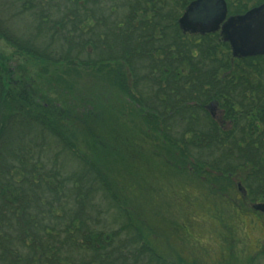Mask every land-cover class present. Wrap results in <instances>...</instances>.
I'll return each instance as SVG.
<instances>
[{
  "label": "trees",
  "instance_id": "obj_1",
  "mask_svg": "<svg viewBox=\"0 0 264 264\" xmlns=\"http://www.w3.org/2000/svg\"><path fill=\"white\" fill-rule=\"evenodd\" d=\"M191 1L0 0V264L189 262L162 247L152 187L118 179L135 157L189 176L221 222L261 217L264 56L180 26Z\"/></svg>",
  "mask_w": 264,
  "mask_h": 264
},
{
  "label": "rangeland",
  "instance_id": "obj_2",
  "mask_svg": "<svg viewBox=\"0 0 264 264\" xmlns=\"http://www.w3.org/2000/svg\"><path fill=\"white\" fill-rule=\"evenodd\" d=\"M241 1L246 4L245 0ZM252 4L253 2L247 3V7L250 9ZM10 26L14 29L19 26L18 31L23 32L20 29V22L15 25V21H12ZM11 52L12 49L0 40V54L8 56ZM29 75L35 74L29 71ZM77 83L80 84L81 92H90L91 84L87 77L84 76ZM91 89L98 90L99 86ZM104 96L107 100H115L113 92L112 94L108 92ZM119 110L118 108L114 115L116 121L121 123ZM217 113L214 111L216 116ZM133 161L134 163L130 162V165L116 164L119 167L117 177L126 185H132V182L143 178L152 187L149 192L142 194V197L153 201L152 208L156 209L159 215L164 216L166 223L162 230L167 232L164 237L166 240L161 241L162 247L166 249L172 246L166 244V241L170 240L173 246L178 247L179 252L185 253V261L189 262L184 264L194 261L197 264H248L251 257L264 246L263 214L258 218L253 215L235 218L231 212H228L221 215L225 219L221 222L219 217L209 212L212 210L210 200L206 201L199 194L197 184L195 185L189 176L160 163L146 164L145 160L142 162L139 157H135ZM143 185L148 187L146 184ZM176 230H187L190 233L188 240H185L183 231L181 235V232ZM256 264H264V258Z\"/></svg>",
  "mask_w": 264,
  "mask_h": 264
},
{
  "label": "water",
  "instance_id": "obj_3",
  "mask_svg": "<svg viewBox=\"0 0 264 264\" xmlns=\"http://www.w3.org/2000/svg\"><path fill=\"white\" fill-rule=\"evenodd\" d=\"M180 26L200 35L220 29L234 58L264 56V4L228 16L225 0H193L180 19Z\"/></svg>",
  "mask_w": 264,
  "mask_h": 264
},
{
  "label": "flooded vegetation",
  "instance_id": "obj_4",
  "mask_svg": "<svg viewBox=\"0 0 264 264\" xmlns=\"http://www.w3.org/2000/svg\"><path fill=\"white\" fill-rule=\"evenodd\" d=\"M262 4H264V3H262ZM226 5H227V3H226ZM259 5H261V4H259ZM259 5H257V6H259ZM227 12H228V7H227ZM228 16H231V15H228ZM218 31L220 32V29ZM252 207L255 208L256 210L260 211V213L264 214V204H256V205H253Z\"/></svg>",
  "mask_w": 264,
  "mask_h": 264
}]
</instances>
